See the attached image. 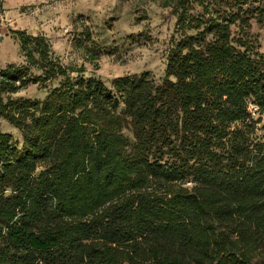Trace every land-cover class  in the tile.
Instances as JSON below:
<instances>
[{
	"label": "trees",
	"instance_id": "obj_1",
	"mask_svg": "<svg viewBox=\"0 0 264 264\" xmlns=\"http://www.w3.org/2000/svg\"><path fill=\"white\" fill-rule=\"evenodd\" d=\"M192 2L209 15L189 14ZM162 4L179 8L181 36L161 81L71 76L42 36L32 40L43 73L0 70V114L23 133L20 143L0 126V264H256L264 254V52L232 36L245 15ZM58 75L43 100H4Z\"/></svg>",
	"mask_w": 264,
	"mask_h": 264
},
{
	"label": "rangeland",
	"instance_id": "obj_2",
	"mask_svg": "<svg viewBox=\"0 0 264 264\" xmlns=\"http://www.w3.org/2000/svg\"><path fill=\"white\" fill-rule=\"evenodd\" d=\"M205 2L210 3V14L236 12L249 17L247 22L239 18L231 24L232 36L248 39L256 50L264 52V0ZM191 5L189 14L209 15L198 2ZM178 11L173 5L164 6L162 0H0V70L16 64L29 66L34 74L43 73V55L32 40V36H42L49 45L50 57L74 69L71 76L82 69L83 75L99 77L112 86L119 76L150 71L161 81L172 39L181 36L176 25ZM27 37H31L30 42L23 48ZM62 80L64 77L58 75L16 93H4L3 97L5 101L43 100ZM250 108L257 109L254 103ZM263 124L264 115L257 124V136L264 135ZM0 126L22 142L21 129L2 114ZM125 131L134 139L130 125ZM253 261L264 264V254Z\"/></svg>",
	"mask_w": 264,
	"mask_h": 264
}]
</instances>
